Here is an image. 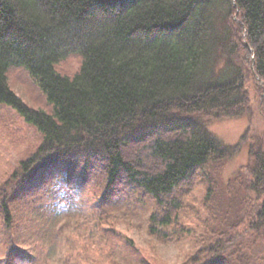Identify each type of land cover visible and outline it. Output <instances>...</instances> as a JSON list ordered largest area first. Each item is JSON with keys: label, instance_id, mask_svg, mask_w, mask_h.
<instances>
[{"label": "trees", "instance_id": "16d2710c", "mask_svg": "<svg viewBox=\"0 0 264 264\" xmlns=\"http://www.w3.org/2000/svg\"><path fill=\"white\" fill-rule=\"evenodd\" d=\"M70 54L77 68L63 71ZM15 68L42 106L10 86ZM250 89L264 119V0H0V105L37 134L0 180V264H48L58 236L53 224L35 231L34 211L53 210L30 192L55 174L94 192L67 235L73 264H161L156 247L168 243L182 250L177 264H264V133L225 145L208 130L249 114ZM244 142L218 215L208 165ZM130 202L144 247L127 234ZM27 232L40 239L32 248Z\"/></svg>", "mask_w": 264, "mask_h": 264}, {"label": "rangeland", "instance_id": "374dc122", "mask_svg": "<svg viewBox=\"0 0 264 264\" xmlns=\"http://www.w3.org/2000/svg\"><path fill=\"white\" fill-rule=\"evenodd\" d=\"M76 58L78 59L77 55L70 54L66 60L60 62L59 68L63 71L73 72L78 65V60ZM8 82L24 102L31 106H42L40 103L41 96L35 86L32 85L30 78L22 69L15 68L10 70L8 72ZM256 94L257 93H254L252 89H250L252 101L249 114L236 118L215 120L208 125L209 132L220 139L225 145H232L238 142L248 128L254 132V134H263L264 119L259 110V105L257 104L258 99ZM4 121H6V123H4ZM36 137V131L33 127L27 125L21 116L16 114L10 107L0 105V180L10 172L26 149L28 143H34ZM247 160L248 143L244 142L238 154L229 160L223 161L219 167L214 166V163L208 165L207 169L212 173L215 172L218 182L220 183L218 189L222 196L221 198L219 197L217 201L221 200L220 202L222 203L224 196L227 198L225 190L226 180L238 168L245 165ZM63 176L65 177L64 174ZM63 176L60 177L58 174H55L46 181L45 184L38 185L36 189L34 188L30 192L33 196L44 194L46 197L45 206H49L50 204L51 210H53L52 213L47 212L44 209L45 207L40 205L41 202H38L35 208H39V210L34 211L36 215V219L33 222V224H36L35 231L40 234V232L47 229L50 224H53L51 226V232L58 236L53 246L45 252L48 253L46 258L48 264H65L64 261L66 257L69 264L74 263L75 258L72 255L75 245L71 240L67 239V235L71 232H73V234L76 233L74 230L76 224L87 221V216L91 213L89 206L95 199V197H93L94 192L83 186L77 185L68 187L66 184L63 185ZM221 203L218 202V205L215 206L217 207L215 210L218 211V215H223L225 213V204ZM122 207L127 208L125 203H123ZM128 208L132 210L129 220L131 224L134 225L133 229L129 230L127 234L133 239L135 245L144 247V242L147 237L142 226L139 225L144 223L138 205L131 203ZM133 208L135 210H133ZM231 208L234 210L233 206H231ZM121 211V208H119L118 212L123 213ZM212 214H214V211L211 212L208 210L205 216L208 218ZM35 215H32L30 212L27 216L34 217ZM50 218H53L52 223H50ZM64 224H69V226H64ZM29 236L30 233L27 232L23 244L28 248H32L34 244L39 243L40 239L38 238V240H36V238ZM33 236L36 237V235ZM156 251L157 258L161 264H177L182 256V250H179L171 243L158 245ZM69 252H72V254L67 255ZM41 264H44V262H41Z\"/></svg>", "mask_w": 264, "mask_h": 264}]
</instances>
